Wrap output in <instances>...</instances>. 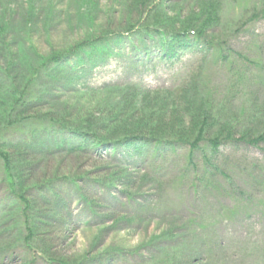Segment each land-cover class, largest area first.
Instances as JSON below:
<instances>
[{
    "label": "rangeland",
    "instance_id": "obj_1",
    "mask_svg": "<svg viewBox=\"0 0 264 264\" xmlns=\"http://www.w3.org/2000/svg\"><path fill=\"white\" fill-rule=\"evenodd\" d=\"M100 1L90 23L81 15L79 0H44L55 9L50 28L45 26L43 14L24 16L29 0H0V4L10 10L6 19L20 30L27 27L30 36H21L25 50L46 56L72 46L94 30H106L109 23L111 29L117 28L126 1ZM192 1L168 0L166 6L171 13L183 9L184 16ZM222 2L221 24L209 35L225 47L227 59L222 64L211 51L190 48L166 56L156 39L124 37L107 52L95 51L76 65L72 62L75 68L61 70L56 80L45 84L54 90L57 101L80 111L111 100L107 89L175 90L195 75H204V68L205 86L225 102L223 114L245 115L242 130H250L256 125L248 121L250 117H256L255 122L264 120V17L254 16L264 11V0ZM37 3L40 10L42 0ZM101 57L105 59L99 60ZM211 155L210 149H203L190 160L186 147L148 146L137 151L99 149L79 165L72 162L75 158L51 159L58 169L51 172L57 173L52 179L77 177L78 172L89 178L80 187L67 181L57 186L68 204V216L56 220L49 214L50 208L42 210L53 238V253L80 262L103 258L94 264H264V146L226 144L216 156ZM123 169L130 173L123 180L127 185L103 188L93 182L108 181ZM89 188L105 202L96 214L79 197ZM6 195L5 187L0 186V210ZM2 221L6 233L0 244L15 243H10L14 249L0 264L32 259L16 240L19 231L12 229L13 223L23 222L20 214L12 212ZM35 264L55 263L37 257Z\"/></svg>",
    "mask_w": 264,
    "mask_h": 264
},
{
    "label": "trees",
    "instance_id": "obj_2",
    "mask_svg": "<svg viewBox=\"0 0 264 264\" xmlns=\"http://www.w3.org/2000/svg\"><path fill=\"white\" fill-rule=\"evenodd\" d=\"M29 1L30 8L28 12L24 10V16L43 14L45 26L49 27L55 9L42 0L41 9L37 10L38 0ZM124 1L126 6L116 23L117 28L111 29L109 23L105 31L94 30L72 46L46 56L37 50H25L26 43L21 36L27 35V27L21 26L20 30V26L6 19L10 10L0 4V186L5 187L7 193L6 203L0 210V239L6 233L2 232V218L18 212L23 222L11 224L12 229L19 231L17 242L32 255V259L22 264H35L37 257L55 264H94L103 259L80 262L53 253V238L42 210L50 208L49 214L56 220L68 216V204L61 199L62 192L57 186L67 181L80 187L81 183L89 181L79 172L77 177L52 179L57 173L52 175L51 172L58 170L52 164L53 158H75L72 162L79 165L99 149L137 151L148 146L155 149L183 146L189 149L192 160L194 154L203 149H210L214 157L226 144L264 146V120L255 122L257 118L250 117L248 121L256 125L242 130L245 115L226 117L223 114L225 102L219 101V97L205 86L208 77L204 68L201 69L204 75H195L175 90L136 86L107 89L113 96L111 100L79 109L81 112L76 106L65 105L54 98V90L45 84L46 80L54 81L61 70L75 68L83 56L95 51L107 52L111 44L124 37L142 41L156 39L166 56L194 48L215 53L219 64L227 59L223 44L209 36L221 24L222 0H193L192 8L184 16L180 7L169 12L168 0ZM100 2L79 0L83 19L93 23L95 6H100ZM261 15L264 17V11L254 16ZM72 62L75 65L71 67ZM206 160L210 161L207 157ZM129 175V171L123 169L114 172L108 181L93 182L103 188L123 186L126 184L124 178ZM84 191L79 197L92 212L98 213L96 210L105 205L102 197L93 194L90 188ZM8 202H13V206H7ZM10 243L15 242H8L5 247L0 244L1 260L14 249Z\"/></svg>",
    "mask_w": 264,
    "mask_h": 264
}]
</instances>
